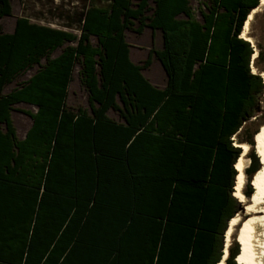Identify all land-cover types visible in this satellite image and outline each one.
Segmentation results:
<instances>
[{"label": "trees", "instance_id": "obj_1", "mask_svg": "<svg viewBox=\"0 0 264 264\" xmlns=\"http://www.w3.org/2000/svg\"><path fill=\"white\" fill-rule=\"evenodd\" d=\"M260 3L206 0L196 15L191 0H109L82 11L79 33L27 16L12 32L0 26V264L221 261L244 210L238 143L251 145L244 194L263 191L264 127L248 130L264 116V76L252 68L264 53L253 59L241 36ZM11 14V0H0V20ZM136 20L162 33L143 64L126 35ZM152 56L164 85L143 72ZM77 64L91 110L68 104ZM20 102L37 107L23 138L12 117ZM248 217L226 264H244Z\"/></svg>", "mask_w": 264, "mask_h": 264}, {"label": "rangeland", "instance_id": "obj_2", "mask_svg": "<svg viewBox=\"0 0 264 264\" xmlns=\"http://www.w3.org/2000/svg\"><path fill=\"white\" fill-rule=\"evenodd\" d=\"M205 1L206 0H191V5L193 6L196 15H200V8L203 7V3ZM11 2H12V14L4 16L0 20V26L2 27L3 31L12 32L15 29L18 17L27 16L34 22L79 33L80 30L78 28V23L76 21L77 18L81 15L82 11L91 2H94L98 5H107L109 3V0H11ZM151 6H154L153 2H151ZM150 13L151 11L148 12V14ZM139 27H140V23L136 20L135 25L132 28L127 29L126 35H127V40L131 44L132 53H134V55L137 57L138 62L143 64L147 58V55L151 52V49L154 46L155 47L162 46V33L160 30H154L152 27L148 25H146L143 28V30H140ZM248 34L254 40L252 44L256 49V51H258L259 53V51L262 50L264 53V6H261L260 11L255 14V17L253 19L250 28V32ZM92 41L94 43H97V37L92 36ZM60 51L61 50L56 51L55 55H57ZM153 60H154V64L152 63L150 66L145 67L143 72L146 73L147 75H150L151 77V78L149 77L150 81H153L157 85H164L166 83L167 75L164 71L161 70V68L159 69V66H157L159 61L155 56H153ZM37 67L38 66H34L30 68L16 81L9 84L5 88V92L11 91L13 88H15L18 85V83L21 80H25L29 78L36 71ZM252 68L256 72H262V75L264 76V58H262V60L258 63V66L256 62L253 61ZM68 104L75 108L83 107L87 110H91L89 92L81 80L79 64L76 65L73 74V80L70 84ZM262 106L264 111V100L262 102ZM36 111H37V107L28 102H20L14 105V110L12 111V117L19 137L23 138L26 135L28 129L30 128L33 122L31 113ZM109 114L113 118L121 120V115L118 110L111 109L109 111ZM254 121H255L254 123L250 124L248 133H251L252 131H256L257 129L260 130L261 128L264 127V116ZM243 137L247 138L248 135L245 134ZM242 143L249 144L248 142H242ZM246 158L249 160V165H250L251 160L249 159V156L246 155ZM262 173H263L262 174L263 175L262 186H263L264 171ZM246 183H247V177H246ZM246 183L243 188V193L246 187ZM247 199H248L247 200L248 205H246V202H242L244 205V210L235 215L237 216L238 214H240L243 220L245 219L246 216H249L248 219L246 220V225H245V241L247 242L246 251H248L249 249V239H250L249 220L253 215L252 211L250 210V207L251 205L258 202L260 198L259 197L255 198L254 201L251 200L249 197H247ZM238 228L239 225L236 227L235 232L232 236V242L234 240L233 239L234 235H237L239 233ZM246 251H244L242 255H240L237 258V261L239 263L250 264L249 259H251V257L244 255ZM247 259L248 262L245 261Z\"/></svg>", "mask_w": 264, "mask_h": 264}, {"label": "bare ground", "instance_id": "obj_3", "mask_svg": "<svg viewBox=\"0 0 264 264\" xmlns=\"http://www.w3.org/2000/svg\"><path fill=\"white\" fill-rule=\"evenodd\" d=\"M261 6H264V0H261L260 6L255 8L249 15L248 20L245 23V26H244V29L241 35L243 38L251 42H254V40L253 38L249 36L248 33L250 32V28H251L253 19L255 17V14L260 11ZM257 56H258V51H255L253 55V59H256ZM237 145H240L242 147L243 153L241 154L239 160L236 163V169L238 170V175H237L235 192H236V196L242 202H246V205H248V201H247L248 199L243 193V188L246 183V177H247L246 169L249 166V160L246 158V155L248 154L251 147L247 143H238ZM262 162L264 161H262L261 159V163ZM263 168L264 167H262V172L264 171ZM250 210L252 211L253 215L251 216L249 220V224H250L249 249L248 251L245 252L244 255L251 257V259H249L250 264H264V179H263L262 197L259 199L258 202L251 205ZM242 221L243 219L241 218L240 214L233 217V219L231 220L229 229L226 233L225 250L223 253V258L218 264H226V260L229 256V248L231 246L232 236L235 232L236 227ZM245 261L248 262V259Z\"/></svg>", "mask_w": 264, "mask_h": 264}, {"label": "crops", "instance_id": "obj_4", "mask_svg": "<svg viewBox=\"0 0 264 264\" xmlns=\"http://www.w3.org/2000/svg\"><path fill=\"white\" fill-rule=\"evenodd\" d=\"M130 56H131V59L134 61V62H136V63H139L138 62V59H137V57L134 55V53H132V51L130 52ZM151 56V52L147 55V58L146 59H148L149 57ZM152 59H153V56H152ZM159 61V60H158ZM152 63L154 64V60L152 61ZM157 66H159V69L161 68V70L162 71H164L165 73H166V71H165V69H164V67H163V65H162V63L159 61V63L157 64ZM145 74V76H147L148 78L150 77V75H147L146 73H144ZM151 78V77H150ZM151 82H153V81H151ZM154 83V82H153ZM155 84V83H154Z\"/></svg>", "mask_w": 264, "mask_h": 264}, {"label": "water", "instance_id": "obj_5", "mask_svg": "<svg viewBox=\"0 0 264 264\" xmlns=\"http://www.w3.org/2000/svg\"><path fill=\"white\" fill-rule=\"evenodd\" d=\"M260 161H261V159H260ZM252 185H253V183H252ZM241 248V247H240Z\"/></svg>", "mask_w": 264, "mask_h": 264}]
</instances>
